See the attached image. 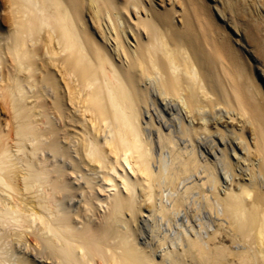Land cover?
Segmentation results:
<instances>
[{"label": "bare ground", "instance_id": "1", "mask_svg": "<svg viewBox=\"0 0 264 264\" xmlns=\"http://www.w3.org/2000/svg\"><path fill=\"white\" fill-rule=\"evenodd\" d=\"M220 1L0 0V264H264V0Z\"/></svg>", "mask_w": 264, "mask_h": 264}, {"label": "rangeland", "instance_id": "2", "mask_svg": "<svg viewBox=\"0 0 264 264\" xmlns=\"http://www.w3.org/2000/svg\"><path fill=\"white\" fill-rule=\"evenodd\" d=\"M216 3H218V5H221V1L220 0H216ZM217 8H215L214 7V11L217 13V15H218V17L228 26V27H231V25H230V23L227 21V19H222V17H221V15L219 14V12L216 10ZM86 117H90V115L89 114H86ZM133 177H135V176H133ZM117 180H119L118 179V177L116 178Z\"/></svg>", "mask_w": 264, "mask_h": 264}]
</instances>
